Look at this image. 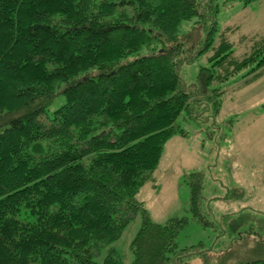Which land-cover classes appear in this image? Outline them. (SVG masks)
I'll list each match as a JSON object with an SVG mask.
<instances>
[{
	"label": "trees",
	"instance_id": "16d2710c",
	"mask_svg": "<svg viewBox=\"0 0 264 264\" xmlns=\"http://www.w3.org/2000/svg\"><path fill=\"white\" fill-rule=\"evenodd\" d=\"M218 13L217 0H0V264H124L113 244L137 215L131 264H264V214L244 188L206 200L189 172L185 215L163 224L136 198L197 97L221 106L212 85L233 59L214 44ZM188 22L204 35L189 58ZM210 49L186 88L180 67ZM190 224L214 232L210 248L179 247ZM241 243L263 253L233 261Z\"/></svg>",
	"mask_w": 264,
	"mask_h": 264
},
{
	"label": "rangeland",
	"instance_id": "374dc122",
	"mask_svg": "<svg viewBox=\"0 0 264 264\" xmlns=\"http://www.w3.org/2000/svg\"><path fill=\"white\" fill-rule=\"evenodd\" d=\"M217 4L214 44L227 40L234 61L216 71L220 78L212 86L223 94L220 108L214 112L206 97H197L200 106L192 110L195 121L182 117L178 120L187 135L167 142L152 179L136 196L150 219L158 224L185 215L189 192L183 178L192 171L203 174L202 195L206 200L222 198L225 187H242L248 193L242 206L264 214V62L260 66L264 52L255 55L264 40V0L247 6L240 0H217ZM183 34L187 36L184 47L195 46L194 51L186 50L185 57L189 58L200 48L204 35L195 22L184 24ZM212 54L210 49L192 64L180 67L186 88H193L200 67L209 68L215 62L208 61ZM140 225L141 217L137 215L113 244L124 264H131L129 244ZM214 240L211 229L190 224L179 233L177 242L180 248L199 243L210 248ZM226 246L227 242L220 248ZM262 253L263 249L252 243H241L234 245L230 256L240 261Z\"/></svg>",
	"mask_w": 264,
	"mask_h": 264
}]
</instances>
